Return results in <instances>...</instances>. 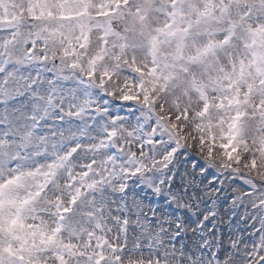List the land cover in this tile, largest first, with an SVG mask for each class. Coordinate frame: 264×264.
Listing matches in <instances>:
<instances>
[{
  "label": "snow or ice",
  "instance_id": "1",
  "mask_svg": "<svg viewBox=\"0 0 264 264\" xmlns=\"http://www.w3.org/2000/svg\"><path fill=\"white\" fill-rule=\"evenodd\" d=\"M0 264H264V0H0Z\"/></svg>",
  "mask_w": 264,
  "mask_h": 264
}]
</instances>
